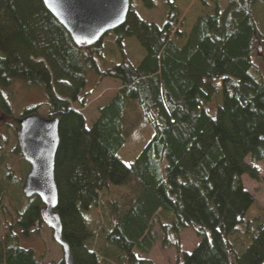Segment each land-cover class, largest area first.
<instances>
[{"label": "trees", "instance_id": "obj_1", "mask_svg": "<svg viewBox=\"0 0 264 264\" xmlns=\"http://www.w3.org/2000/svg\"><path fill=\"white\" fill-rule=\"evenodd\" d=\"M160 1L167 6L162 26L131 6L122 26L79 49L41 0H0V111L16 126L39 116L37 108L13 116L2 90L21 82L43 95L46 117H39L59 122L56 212L76 264H153L147 256L156 244L174 249L176 264H264V208L243 184L245 176L259 179L246 159L264 162L259 0H228L223 12L210 0L213 14L197 18L188 35L178 29L175 0ZM128 39L143 50L138 63L127 58ZM107 41L116 53L102 72L96 59H104ZM93 75L114 81L118 91L87 125ZM133 105L153 135L125 164L119 152ZM23 182L15 221L0 241V264H42L20 245L42 225L43 207L23 197ZM186 229L199 240L190 253L180 251Z\"/></svg>", "mask_w": 264, "mask_h": 264}, {"label": "rangeland", "instance_id": "obj_2", "mask_svg": "<svg viewBox=\"0 0 264 264\" xmlns=\"http://www.w3.org/2000/svg\"><path fill=\"white\" fill-rule=\"evenodd\" d=\"M156 7L147 9L143 0H131L132 9L135 10L141 18L146 21L162 26L167 14V6L160 0H153ZM228 4V0H218L217 7L223 12ZM175 7L178 11L176 17L178 29L188 35L190 29L199 17H206L214 12V5L210 0H175ZM254 16L259 24L260 30L264 35V1L259 0L254 9ZM184 41L176 42L178 46ZM125 51L127 58L132 63H138L143 57V50L134 39H128L125 42ZM104 59H96L98 68L104 72L113 66L114 47L110 41L104 43L103 47ZM120 60L119 54H117ZM258 56L256 64L263 73L264 67ZM260 59V60H259ZM98 81V87L94 86ZM91 92L87 100L86 108L83 111L87 125L96 118L98 108L105 104L117 91L118 84L109 79L97 80L94 75L89 78ZM2 95L8 99L12 106L13 116L21 115L24 110L37 108L38 115L46 117V106L41 92L35 88L26 86L21 82H15L9 89L2 90ZM0 111V241L5 237L9 225L15 221V212L17 204L15 192L18 186L23 182L25 175V166L23 161L19 159L17 154L14 158L9 159L10 150L15 144V136L18 126L10 121ZM136 105L130 106L126 112L127 134L126 143L119 152V157L125 164H131L144 145L151 139L153 129L151 124ZM4 162V163H3ZM8 162L9 171L13 174V181L7 177L6 169L3 168ZM246 163L257 170L259 174L258 181H252L248 177H243L245 189L252 194L256 200L257 206L264 208V162L252 163L249 158ZM8 168V167H7ZM4 211V212H3ZM255 210L253 213L255 214ZM94 213V212H93ZM158 229L156 228L155 231ZM199 240L191 229H186L180 233V251L190 253L197 245ZM20 245L23 248L31 249L41 260L42 264H59L62 261V250L53 240L52 232L43 224L37 225L31 230V234L27 239H21ZM147 258L153 264H176L180 261L181 256L174 249L162 248L160 244H156Z\"/></svg>", "mask_w": 264, "mask_h": 264}, {"label": "water", "instance_id": "obj_3", "mask_svg": "<svg viewBox=\"0 0 264 264\" xmlns=\"http://www.w3.org/2000/svg\"><path fill=\"white\" fill-rule=\"evenodd\" d=\"M46 10L68 32L79 48L94 46L103 37L122 26L130 11L131 0H41ZM58 120L28 115L19 121L17 143L29 172L22 185L26 199L36 197L42 204L41 221L62 250L63 264H76L68 244L62 238L55 183V156L59 146Z\"/></svg>", "mask_w": 264, "mask_h": 264}, {"label": "flooded vegetation", "instance_id": "obj_4", "mask_svg": "<svg viewBox=\"0 0 264 264\" xmlns=\"http://www.w3.org/2000/svg\"><path fill=\"white\" fill-rule=\"evenodd\" d=\"M1 114H3V117L5 118H7V119H9V117L7 116V115H5L4 113H1ZM1 119H2V117H0V123H1ZM22 118H20L19 120H18V129H17V131L19 130V121L21 120ZM10 120V119H9ZM10 121H12V120H10ZM17 131H16V135H14L15 136V144H14V147H13V149L12 150H10V152H9V155H8V158L9 159H11V158H14V156L16 155V148L18 147V143H17ZM18 157H19V159L21 160V161H23V165L24 164H26L27 166H28V170H27V168L25 169L26 171H25V175H24V179H23V181L25 180V178H26V175L28 174V172H29V165L23 160V158H22V156H21V154H20V151H19V148H18V155H17ZM0 160H2V157L0 158ZM4 163V162H3ZM8 162H6L5 163V165H4V167L3 168H5L6 169V172H7V177L8 178H11L12 179V181H13V178H14V176H13V174L12 173H10V171H9V166H8V164H7ZM25 166V165H24ZM8 167V168H7Z\"/></svg>", "mask_w": 264, "mask_h": 264}]
</instances>
